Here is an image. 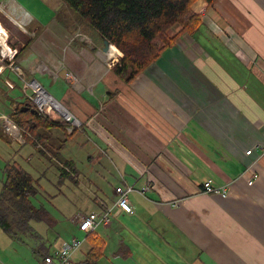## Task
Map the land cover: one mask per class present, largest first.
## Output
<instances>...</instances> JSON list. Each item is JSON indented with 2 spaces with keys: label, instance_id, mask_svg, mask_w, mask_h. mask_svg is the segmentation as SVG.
Segmentation results:
<instances>
[{
  "label": "crops",
  "instance_id": "obj_1",
  "mask_svg": "<svg viewBox=\"0 0 264 264\" xmlns=\"http://www.w3.org/2000/svg\"><path fill=\"white\" fill-rule=\"evenodd\" d=\"M1 1L8 11H0V22L13 33L17 63L83 124L76 133L98 152V161L107 159L115 187L125 181L140 190L146 180L133 165L149 169L150 190L129 195L133 214L120 212L95 230L104 245L96 264H264V156L259 149L254 160L244 155L264 144V0H216L212 7L196 1L191 10L200 15V27L180 34L130 83L113 71L120 51H104L100 35L60 0ZM18 6L32 16L28 25L9 16ZM3 32L1 26L0 38ZM17 81L9 70L0 72V114L10 116L24 100L26 89ZM18 86L21 97L6 95ZM60 166L75 170L72 161ZM208 180L226 188L227 197L201 192ZM115 198L114 189L96 196L88 213L99 211L97 200L112 206ZM80 233L84 264L91 247ZM20 243L0 264H41L42 255L58 250L39 246L22 258Z\"/></svg>",
  "mask_w": 264,
  "mask_h": 264
},
{
  "label": "trees",
  "instance_id": "obj_2",
  "mask_svg": "<svg viewBox=\"0 0 264 264\" xmlns=\"http://www.w3.org/2000/svg\"><path fill=\"white\" fill-rule=\"evenodd\" d=\"M60 1L96 31L102 39L120 51L122 57L119 64L113 67V71L124 83H130L136 79L167 49L173 47L177 37L169 38L166 34L168 29L180 24L182 26L180 34H192L202 23L200 15L191 11L192 5L198 0ZM203 1L208 7H212L216 0ZM2 54L5 56L4 53ZM18 55L19 52L16 58ZM23 106L31 108L24 98L17 104L10 117L19 126L28 130L35 139L28 143L43 146L50 138V131L55 128L63 131L66 141L76 133L74 131L68 135L65 131V123L57 121L50 111L44 112V117H41L28 111L20 112ZM0 139L9 143V140L1 133ZM65 164L72 167L70 162ZM60 171L61 176L68 175L62 169ZM3 172L4 181L0 192V228L7 233H12V230H17L14 228L18 226V231L22 233L29 229L28 219L48 220V213L34 207L31 203L32 198L38 194L32 177L17 164H6ZM70 178L76 182L74 178ZM9 215L12 218L10 221ZM17 217L20 218L19 223L15 222ZM85 241L89 243L91 249L88 252L89 260L84 264H96V261L103 257V240L94 231L86 234ZM52 253H45L42 259Z\"/></svg>",
  "mask_w": 264,
  "mask_h": 264
},
{
  "label": "rangeland",
  "instance_id": "obj_3",
  "mask_svg": "<svg viewBox=\"0 0 264 264\" xmlns=\"http://www.w3.org/2000/svg\"><path fill=\"white\" fill-rule=\"evenodd\" d=\"M47 1L54 3L57 0ZM0 3V11L7 13L8 9H5L4 2L0 0ZM8 14L12 18H15L14 14L20 13L18 9H15L14 12ZM74 16L79 18L75 14ZM2 26L7 32L6 26ZM175 27H181L182 30L180 24L168 29L166 34L169 38L171 37L169 34L170 30ZM180 32L173 37L178 38ZM7 34L9 36L8 43L10 45L9 39L13 42V33L10 31L7 32ZM0 39L5 41L4 32ZM1 48L2 47H0V49ZM217 48L218 47H216V50ZM1 52L4 53L5 56L7 55L6 48L2 49ZM116 57L120 59L122 56L119 58L118 55H116ZM119 61L117 64H119ZM9 72L14 75L18 80L17 85L22 88V86H24L23 82L19 80L13 72ZM22 91H24V89H20L19 87V89L17 88L14 91L6 92V95L10 98H16V96L21 97L23 95ZM27 91L25 90L24 92L26 93ZM0 98L3 100L2 95ZM50 112L53 113L52 111ZM44 115L43 113L41 117H44ZM56 120L59 121L57 117ZM82 127L83 125L81 128ZM20 128L22 127L20 126ZM81 128L79 130H81ZM0 133L3 135L1 126ZM61 134L62 132L58 128L52 130L49 133L50 138L48 142H45L43 146L39 147H35L29 143L17 145L4 135L3 137L11 143H6L0 139V192L4 181V166L8 163L17 164L32 177L36 184L38 194L35 198H32V205L48 213V220L28 219L27 226H29V229L27 232H19L17 224H15L17 227L14 228L17 230H12V233H7L0 228V260H5L8 257V249L10 248L11 251V246L16 247L20 242L22 246L21 257L27 258L26 252L30 251L31 253V250L35 247L43 246L48 251H51L53 249H59L62 241H67L71 239L72 236L77 235L80 237L82 233H80L77 227L69 221V218L72 215L74 216L76 212L89 214L88 212L92 210L93 198L96 196H108L115 188L117 177L114 170L109 166L107 159L102 157L98 161V152H94L92 145L87 142L86 139L84 140V138L80 137L78 133L69 137L65 145H62L61 142L63 139ZM108 155L116 160L110 153H108ZM65 161H72L75 165V170H70L71 172L67 173L69 176H61L60 169H62V167L60 164ZM70 177L74 178L76 182L71 180ZM9 216L10 221L12 218L11 215ZM19 221L20 218L17 217L15 222L19 223ZM77 239L83 240L81 237ZM84 250H87L86 243L83 244L82 248L74 257L73 260L75 263L80 264L84 259L82 253ZM102 263L107 264L104 259ZM21 264L31 263L21 260Z\"/></svg>",
  "mask_w": 264,
  "mask_h": 264
},
{
  "label": "built area",
  "instance_id": "obj_4",
  "mask_svg": "<svg viewBox=\"0 0 264 264\" xmlns=\"http://www.w3.org/2000/svg\"><path fill=\"white\" fill-rule=\"evenodd\" d=\"M18 8L20 9H18L20 14H14L15 18L11 19L17 25H28L32 20V16L21 7L18 6ZM1 26L2 25L0 24V28ZM2 30L4 31L5 35L4 46L8 53L6 56H2L0 53V72L7 69L13 72L15 76L23 82L26 91L28 90V93L25 95V99L30 104V107L37 112L38 116H41L44 112L52 111L60 122L65 123V131L68 135L72 134L75 130L80 129L83 125L80 121L76 120L59 102H57L50 94H48L38 82L26 77L24 70L21 66H19L16 60L18 51L9 45V36L3 26ZM74 37L82 41L88 40L86 36L80 35L78 33H76ZM60 67L65 69L62 63L60 64ZM65 78L71 80V73L66 71ZM71 84L75 88H79V83L76 78H73ZM67 115L72 116V121L68 122L66 120ZM86 124L87 126H90V122H87ZM0 126L3 135L18 145H25L27 139L34 140L31 134L28 131L20 128V126H18L9 115L0 114ZM257 149H259L264 156V144L256 145L247 149L244 152V155L248 159L254 160L256 158L255 151ZM133 168L137 173V178L146 180L144 186L137 191L134 187V184L123 181L120 186L114 188V194L116 198L112 206H107L101 200H97L99 211L92 212L87 215L77 212L71 218V222L77 227L78 231L88 234L94 232L99 226L108 227L111 223V218L120 212L130 215L133 214L134 211L129 200V195L132 192H137L144 196V194L150 190V185L148 184L150 173L149 169H139L134 165ZM65 171L69 172L67 169H65ZM256 178L257 174L253 173L251 178L247 181V185H253ZM201 192L208 195L220 196L221 198H226L228 195V190L226 188H223L222 186H215L210 180L202 184ZM172 205L176 206L177 202H172ZM83 242L84 239L79 240L77 238H72L70 241L63 243L57 251L45 256L42 259L41 264H74L73 255L82 246Z\"/></svg>",
  "mask_w": 264,
  "mask_h": 264
},
{
  "label": "water",
  "instance_id": "obj_5",
  "mask_svg": "<svg viewBox=\"0 0 264 264\" xmlns=\"http://www.w3.org/2000/svg\"><path fill=\"white\" fill-rule=\"evenodd\" d=\"M103 45H104V47H103L104 51H108L109 50V47H110V44L108 43V41H106L105 39H103ZM27 111L30 112L31 114H37V112L34 109L29 108L28 106H23L20 109V112H27ZM72 119H73L72 116L67 115L66 120L68 122L72 121Z\"/></svg>",
  "mask_w": 264,
  "mask_h": 264
},
{
  "label": "bare ground",
  "instance_id": "obj_6",
  "mask_svg": "<svg viewBox=\"0 0 264 264\" xmlns=\"http://www.w3.org/2000/svg\"><path fill=\"white\" fill-rule=\"evenodd\" d=\"M3 43H5V41L2 40V39H0V47H2L1 49H5V47H3V46H4ZM1 49H0V53H1L2 56H4V55L2 54V52H1ZM6 51H7V50H6ZM6 53H8V51H7ZM117 53H118V50L114 49L113 46L111 45L110 50H109V54L116 55ZM109 59H110V58H109ZM97 69H98V68H97ZM71 80H72V79H71Z\"/></svg>",
  "mask_w": 264,
  "mask_h": 264
}]
</instances>
